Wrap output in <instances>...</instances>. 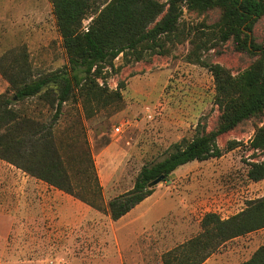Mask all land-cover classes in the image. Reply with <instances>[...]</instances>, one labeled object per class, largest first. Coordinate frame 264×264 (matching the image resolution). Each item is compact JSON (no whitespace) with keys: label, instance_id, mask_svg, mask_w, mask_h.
I'll return each mask as SVG.
<instances>
[{"label":"rangeland","instance_id":"rangeland-1","mask_svg":"<svg viewBox=\"0 0 264 264\" xmlns=\"http://www.w3.org/2000/svg\"><path fill=\"white\" fill-rule=\"evenodd\" d=\"M218 18V10L204 14L186 11L181 27L189 31ZM90 20H84V25ZM254 34L257 41L264 42V16L256 23ZM192 47L189 40H175L169 43V54L130 64L120 56L115 65L122 68L119 72L108 68L107 82L111 89L124 82L122 99L101 109L94 106L90 116L80 100L65 104L56 128L66 129L81 118L106 203L130 190L145 164L164 159L174 143L191 139L199 122L208 130L216 126L219 109L214 78L207 68L187 60ZM202 55L234 74L255 58L236 50L231 40L214 44ZM22 61L35 75L68 62L50 0H0V94L10 88L1 68ZM18 106L44 123L53 114L36 97ZM263 124L264 115L245 120L218 138L221 147L231 139L242 145L219 158L189 162L168 181L157 184L155 189L181 193L185 202L178 214L171 209L162 212L160 205L148 203L153 211L146 219L157 212L146 224L152 227L151 239L138 235L123 258L115 222L108 212L19 172L9 180L5 174L11 175L14 168L0 162V218H13L8 233L0 236V264H163L167 251L202 232L205 213L213 211L227 218L244 209L247 200L264 196V180L255 182L247 176L248 162L264 159L249 146L256 127ZM119 125L122 130L116 133ZM5 226L0 221V233L6 232ZM262 245L264 228L223 243L203 264H240Z\"/></svg>","mask_w":264,"mask_h":264},{"label":"trees","instance_id":"trees-1","mask_svg":"<svg viewBox=\"0 0 264 264\" xmlns=\"http://www.w3.org/2000/svg\"><path fill=\"white\" fill-rule=\"evenodd\" d=\"M50 1L68 62L36 75L25 61L1 68L10 88L0 94V158L92 208L108 212L112 220L150 196L156 188L150 183L158 177L168 181L189 162L219 158L242 145L231 139L221 147L218 138L245 120L264 115V42L257 41L254 34L256 23L264 16V0ZM211 10L219 11L214 23L204 22L189 31L181 27L186 11L204 14ZM89 18L86 29L84 20ZM175 40H189L193 47L187 60L212 73L217 124L208 130L199 122L191 139L174 143L164 159L145 164L134 186L106 203L81 118L66 129L56 128L64 106L80 100L90 116L94 106L101 109L122 99L124 82L117 89L107 82L108 68L115 72L122 68L115 60L122 56L130 64L156 54L167 55L169 43ZM229 40L236 50L255 56L237 74L202 55L214 44ZM35 97L53 110L46 123L18 106ZM249 146L264 155V124L256 127ZM248 165L250 180H264V159ZM201 227L198 235L167 251L163 264H203L223 243L264 228V196L247 200L244 209L227 218L207 212ZM240 264H264V245Z\"/></svg>","mask_w":264,"mask_h":264},{"label":"crops","instance_id":"crops-1","mask_svg":"<svg viewBox=\"0 0 264 264\" xmlns=\"http://www.w3.org/2000/svg\"><path fill=\"white\" fill-rule=\"evenodd\" d=\"M0 162H4L9 164L12 168H14V172H11V175L5 174V177H8L9 180L12 178V176L15 174V172L22 173L25 178H36L34 176H31L24 172L22 169L16 167L15 165L7 162L6 160H3L0 158ZM182 168V166H181ZM181 168H178L173 174H178L179 170ZM26 175V176H25ZM38 179V178H37ZM175 187V186H174ZM162 189H155V191L148 196L146 199H144L142 202L137 204L134 208H132L127 214L123 215L118 220H114L115 222V229H116V242L118 243V251L120 257H124L125 254L130 253L132 244H135L136 239L138 238V235L144 237V240L151 239L152 234V227H147V223H151L153 221V217L156 215L157 212H153V214L147 218L148 213H151L149 211H153L152 208L148 209V203H154V205H160L161 209L160 211H168V210H174V213L178 214L181 210V205L185 202V198L181 193H174L175 195L169 194L168 190H162ZM167 191V192H166ZM10 204V203H9ZM8 204V206H10ZM146 206V208H144ZM143 208L144 210L137 213L139 209ZM149 216V215H148ZM5 221V229L6 232H1L0 236L6 235L9 230V225H12L13 218L10 216L1 217L0 221ZM140 221L139 224L137 222ZM148 235V236H147ZM140 239V238H139Z\"/></svg>","mask_w":264,"mask_h":264},{"label":"water","instance_id":"water-1","mask_svg":"<svg viewBox=\"0 0 264 264\" xmlns=\"http://www.w3.org/2000/svg\"><path fill=\"white\" fill-rule=\"evenodd\" d=\"M162 180H163V176L158 177L157 179L153 180V181L150 183V186H151V187L156 186V185L159 184Z\"/></svg>","mask_w":264,"mask_h":264},{"label":"built area","instance_id":"built-area-1","mask_svg":"<svg viewBox=\"0 0 264 264\" xmlns=\"http://www.w3.org/2000/svg\"><path fill=\"white\" fill-rule=\"evenodd\" d=\"M87 26H88V24L85 26L86 29H87ZM121 130H122V125H119V126L115 127L116 133L121 132Z\"/></svg>","mask_w":264,"mask_h":264}]
</instances>
